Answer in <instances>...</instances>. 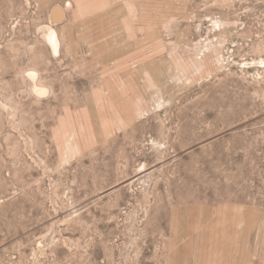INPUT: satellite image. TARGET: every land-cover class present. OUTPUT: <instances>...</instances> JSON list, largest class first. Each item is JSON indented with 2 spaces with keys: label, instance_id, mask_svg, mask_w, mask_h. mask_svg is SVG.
<instances>
[{
  "label": "rangeland",
  "instance_id": "obj_1",
  "mask_svg": "<svg viewBox=\"0 0 264 264\" xmlns=\"http://www.w3.org/2000/svg\"><path fill=\"white\" fill-rule=\"evenodd\" d=\"M0 264H264V0H0Z\"/></svg>",
  "mask_w": 264,
  "mask_h": 264
},
{
  "label": "bare ground",
  "instance_id": "obj_2",
  "mask_svg": "<svg viewBox=\"0 0 264 264\" xmlns=\"http://www.w3.org/2000/svg\"><path fill=\"white\" fill-rule=\"evenodd\" d=\"M57 10H59V8H57ZM60 11V10H59Z\"/></svg>",
  "mask_w": 264,
  "mask_h": 264
}]
</instances>
